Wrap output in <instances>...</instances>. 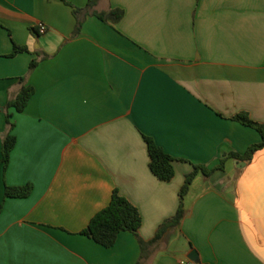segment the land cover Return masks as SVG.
Returning a JSON list of instances; mask_svg holds the SVG:
<instances>
[{
    "label": "crops",
    "instance_id": "crops-1",
    "mask_svg": "<svg viewBox=\"0 0 264 264\" xmlns=\"http://www.w3.org/2000/svg\"><path fill=\"white\" fill-rule=\"evenodd\" d=\"M87 1L0 0V264H264V149L198 173L180 224L143 257L129 232L110 248L80 234L117 190L151 240L194 165L260 141L231 117L264 123V0H98L89 13L122 19L83 13L73 36ZM22 85L34 88L25 109H6ZM144 136L174 159L171 181L151 173ZM27 184L28 197H4Z\"/></svg>",
    "mask_w": 264,
    "mask_h": 264
},
{
    "label": "trees",
    "instance_id": "trees-1",
    "mask_svg": "<svg viewBox=\"0 0 264 264\" xmlns=\"http://www.w3.org/2000/svg\"><path fill=\"white\" fill-rule=\"evenodd\" d=\"M98 0H88L84 9L73 8V15L76 18V26L73 32V36H76L81 28L83 17L82 14H91L104 23L115 24L118 23L123 17V11L115 8L103 12H90L89 11L97 4ZM26 47L13 46L11 56H15L19 53L26 52ZM44 58V57H42ZM39 60L34 59L29 65V72H32L38 65ZM25 78H20V81H24ZM34 94V88L29 85H22L17 95L11 98L6 103V109L12 108L15 112H22L32 95ZM10 115L6 114V124L8 126V133L2 140L1 157L3 163V169L5 170L10 159V153L15 145V137L10 134L14 125L9 121ZM231 120L240 123L246 127L254 129L260 136V141L254 145L248 147L244 154L239 155L237 153H227L220 160L218 166L213 169H208L203 165H194L192 171L184 178V182L178 192V208L175 215L164 221L156 230L155 236L149 240H142L138 231L140 229L142 220L138 209L125 197L119 194L117 190H113L109 203L99 210L88 222L86 227L80 232L81 235L92 240L96 244L104 247H112L117 240L118 235L121 232H129L133 234L140 245L141 256L143 257L146 250L149 247L156 245L163 234L168 228L176 227L180 224L184 216V199L188 193L190 185L194 177L201 173L204 176H210L216 170H222L224 162L228 159L235 160L237 162H250L253 156L260 150L264 149V123H259L252 120L247 112H239L231 117ZM144 141L147 147V153L149 157V169L151 173L160 181L169 182L174 177L173 161L169 155L155 144V142L144 136ZM32 186L30 184L21 187H9L5 186L4 197L5 198H26L30 195Z\"/></svg>",
    "mask_w": 264,
    "mask_h": 264
},
{
    "label": "built area",
    "instance_id": "built-area-1",
    "mask_svg": "<svg viewBox=\"0 0 264 264\" xmlns=\"http://www.w3.org/2000/svg\"><path fill=\"white\" fill-rule=\"evenodd\" d=\"M36 28H37V32L39 34H43L46 31V27L42 23H38L36 25ZM178 264H189V263H187L185 261H180Z\"/></svg>",
    "mask_w": 264,
    "mask_h": 264
},
{
    "label": "water",
    "instance_id": "water-1",
    "mask_svg": "<svg viewBox=\"0 0 264 264\" xmlns=\"http://www.w3.org/2000/svg\"><path fill=\"white\" fill-rule=\"evenodd\" d=\"M244 165H245L244 162H240V163H238V166H244Z\"/></svg>",
    "mask_w": 264,
    "mask_h": 264
}]
</instances>
